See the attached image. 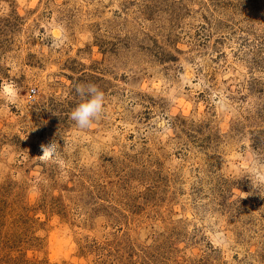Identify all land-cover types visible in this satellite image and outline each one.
Here are the masks:
<instances>
[{
    "label": "rangeland",
    "instance_id": "1",
    "mask_svg": "<svg viewBox=\"0 0 264 264\" xmlns=\"http://www.w3.org/2000/svg\"><path fill=\"white\" fill-rule=\"evenodd\" d=\"M8 82L0 264H264V0H0Z\"/></svg>",
    "mask_w": 264,
    "mask_h": 264
},
{
    "label": "clouds",
    "instance_id": "2",
    "mask_svg": "<svg viewBox=\"0 0 264 264\" xmlns=\"http://www.w3.org/2000/svg\"><path fill=\"white\" fill-rule=\"evenodd\" d=\"M75 91L80 97V102L69 114V118L75 126L81 130L90 128L92 124L104 115L105 94L93 83H79L75 86ZM19 94V90L14 82H8L0 86V96H6L9 100H14ZM59 144L53 140L47 145H41L42 156L45 160L59 157Z\"/></svg>",
    "mask_w": 264,
    "mask_h": 264
}]
</instances>
